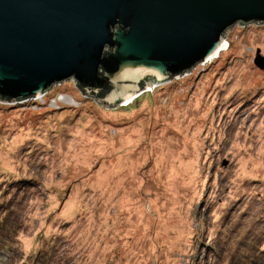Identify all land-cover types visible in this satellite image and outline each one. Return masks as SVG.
I'll return each instance as SVG.
<instances>
[{
    "label": "rangeland",
    "instance_id": "1",
    "mask_svg": "<svg viewBox=\"0 0 264 264\" xmlns=\"http://www.w3.org/2000/svg\"><path fill=\"white\" fill-rule=\"evenodd\" d=\"M224 33L126 100H0V264H264V22Z\"/></svg>",
    "mask_w": 264,
    "mask_h": 264
},
{
    "label": "water",
    "instance_id": "2",
    "mask_svg": "<svg viewBox=\"0 0 264 264\" xmlns=\"http://www.w3.org/2000/svg\"><path fill=\"white\" fill-rule=\"evenodd\" d=\"M239 21L264 22V0H0V100L69 77L102 102L126 100L215 57ZM254 63L264 69L259 49Z\"/></svg>",
    "mask_w": 264,
    "mask_h": 264
},
{
    "label": "built area",
    "instance_id": "3",
    "mask_svg": "<svg viewBox=\"0 0 264 264\" xmlns=\"http://www.w3.org/2000/svg\"><path fill=\"white\" fill-rule=\"evenodd\" d=\"M46 92V91H45ZM45 92H43L42 94H38V95H35V96H31V97H23V99H20L19 101L20 102H24V101H26V100H28V98H41L42 97V95H44L45 94ZM12 101H15V100H12ZM11 101V102H12Z\"/></svg>",
    "mask_w": 264,
    "mask_h": 264
},
{
    "label": "bare ground",
    "instance_id": "4",
    "mask_svg": "<svg viewBox=\"0 0 264 264\" xmlns=\"http://www.w3.org/2000/svg\"><path fill=\"white\" fill-rule=\"evenodd\" d=\"M224 42L222 43V48H223ZM130 96H132V94L128 95L126 98H130ZM60 100V99H59ZM131 99H128V101Z\"/></svg>",
    "mask_w": 264,
    "mask_h": 264
},
{
    "label": "trees",
    "instance_id": "5",
    "mask_svg": "<svg viewBox=\"0 0 264 264\" xmlns=\"http://www.w3.org/2000/svg\"><path fill=\"white\" fill-rule=\"evenodd\" d=\"M142 87H143V85H142ZM81 89V88H80ZM96 97V96H95ZM104 103V102H103ZM105 103H107V102H105Z\"/></svg>",
    "mask_w": 264,
    "mask_h": 264
}]
</instances>
